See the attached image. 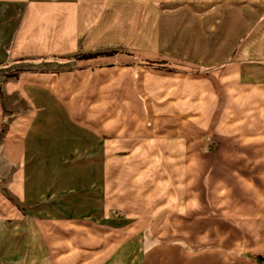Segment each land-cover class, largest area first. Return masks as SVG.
Here are the masks:
<instances>
[{
    "label": "rangeland",
    "instance_id": "obj_1",
    "mask_svg": "<svg viewBox=\"0 0 264 264\" xmlns=\"http://www.w3.org/2000/svg\"><path fill=\"white\" fill-rule=\"evenodd\" d=\"M95 16L81 23L92 26L79 30L74 54L0 61L6 122L25 109L9 107L4 85L30 69L74 81L64 96L86 131L80 154L65 156L26 207L0 179L2 194L31 216L27 232L11 236L26 241L23 259L264 264V220L248 216L264 212V164L243 155L264 148L247 140L263 131L264 104H249V78L237 88L232 75L264 69V0H107ZM44 110H32L34 125ZM200 149L209 156H195ZM2 241L0 264H10L12 243Z\"/></svg>",
    "mask_w": 264,
    "mask_h": 264
},
{
    "label": "crops",
    "instance_id": "obj_2",
    "mask_svg": "<svg viewBox=\"0 0 264 264\" xmlns=\"http://www.w3.org/2000/svg\"><path fill=\"white\" fill-rule=\"evenodd\" d=\"M106 3L107 0H0V61L7 62L5 66L9 67L20 65L32 58V55L35 57L43 55L48 58L51 54H74L75 45L80 43L79 30L81 27L92 26L88 24L82 26L81 23L95 22L98 6ZM232 72L237 88L243 87L241 81L244 77L249 78L246 89L250 92L249 104H264V69L258 68L248 73L238 66ZM77 73L79 72L72 71L70 75L75 77ZM59 78L57 73L54 75L48 72L33 73L29 69L24 70L20 78L6 82L3 88L9 107L25 110L23 115L16 113L6 122L0 100V179L7 175L6 188L25 207L33 197V190L39 195L43 194L45 185L50 183V178L59 172L60 163L65 156L80 154L76 153L80 147L79 134L82 132L86 134L85 130L77 126L78 122L71 110L72 105H67L75 104L74 100L65 99L64 96L65 92L75 91L74 81ZM235 91L238 96L234 95L237 99L233 104H241L239 97L241 89ZM175 104H181V101ZM184 104L188 103L184 101ZM35 108L45 109L40 115L42 122L37 125L33 123L32 110ZM260 116L264 119V111ZM262 121L264 125V120ZM233 135V139L239 136ZM247 140L264 141V128L262 132L249 133ZM153 141L155 139L151 140V145L155 146ZM64 142L69 143L66 148ZM151 145L147 147H152ZM88 151L89 155L95 153L92 146H89ZM202 152L209 156V149H200L195 156H201ZM236 154L242 155L241 152L236 153L234 150V155ZM243 155L254 156L256 163L263 160L264 164V148H250ZM185 185L187 187L188 182ZM61 186L59 183L53 188L56 190L52 194L54 204L55 195L64 188ZM262 199L264 201V195ZM62 209L65 210L64 206ZM248 216L250 219L264 220V212L256 211ZM30 220L31 216L17 211L15 204L0 190V246L3 247L4 239L6 244L12 243L10 247H13L12 254L15 256L10 264H31L22 257L24 250L21 246L26 248V241L20 239L18 244L16 239L13 242L11 238L18 232L26 233L27 222Z\"/></svg>",
    "mask_w": 264,
    "mask_h": 264
},
{
    "label": "bare ground",
    "instance_id": "obj_3",
    "mask_svg": "<svg viewBox=\"0 0 264 264\" xmlns=\"http://www.w3.org/2000/svg\"><path fill=\"white\" fill-rule=\"evenodd\" d=\"M40 170V169H39Z\"/></svg>",
    "mask_w": 264,
    "mask_h": 264
}]
</instances>
